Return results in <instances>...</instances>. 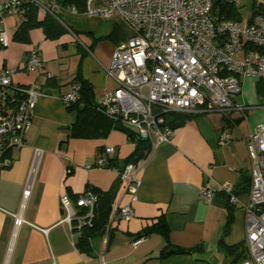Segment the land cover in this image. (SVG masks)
Segmentation results:
<instances>
[{
  "label": "crops",
  "instance_id": "obj_1",
  "mask_svg": "<svg viewBox=\"0 0 264 264\" xmlns=\"http://www.w3.org/2000/svg\"><path fill=\"white\" fill-rule=\"evenodd\" d=\"M80 15L84 14L60 9L56 21L63 32L59 36L47 37L42 28L35 27L28 31L26 42L13 39L20 24L16 16L0 20V31L5 32L8 41L6 46L0 45V68L20 67L30 49L38 51L43 64L38 75L19 70L13 75L18 84L35 82L41 94L23 134V145L6 153L11 164L0 171V264L229 263L223 248L245 237L242 205L248 200L250 159L243 138L257 124H264V93H257L255 88L259 78H240V92L234 99L247 106L244 117L236 110L227 116L218 112H183L189 117L171 128L170 139L134 163L139 183L136 199L131 202L123 191L117 168L91 165L107 145L114 148L109 160L115 158L121 163L134 147L126 134L112 129L106 137H68L75 112L66 108L60 95L76 76L90 83L95 102L114 89L116 82L104 67L109 65L114 47L127 37H103L111 31L114 21L110 20L109 31L100 36L105 45L99 46L101 38H93L92 28L84 25L93 20ZM44 17L37 8L36 18ZM67 27L87 32L92 41L75 39ZM44 72H49L51 78H45ZM222 131L230 134L223 142L219 139ZM35 149L39 150L37 155ZM206 183L229 184L238 200L232 205L231 221L223 235L228 213L226 196L217 192L210 201L200 198V188ZM27 184L30 191L24 197ZM88 186L114 188L113 205L129 204L133 216L128 220L111 217V209L104 231L90 237L85 250H81L76 245L80 229L68 223L59 198L62 194L74 198ZM79 210H83L82 214L86 211ZM160 215L168 229L167 241L156 232L143 234V229ZM15 218L21 220L19 224L14 223ZM139 237L142 240L133 245ZM167 244L183 248L201 245L202 250L161 257ZM246 258L247 249L243 260Z\"/></svg>",
  "mask_w": 264,
  "mask_h": 264
},
{
  "label": "built area",
  "instance_id": "obj_2",
  "mask_svg": "<svg viewBox=\"0 0 264 264\" xmlns=\"http://www.w3.org/2000/svg\"><path fill=\"white\" fill-rule=\"evenodd\" d=\"M216 1L234 4L233 0H84L79 11L74 6L61 7L57 0H0V20L12 15L21 22L28 8L35 6L56 20L58 11L65 8L73 14L121 24L127 37L114 47L110 63L104 67L116 86L101 95L96 109L147 140L151 151L171 137L172 130L165 123L167 113L218 112L227 116L236 110L244 117L247 106L234 99L240 92V78H264V16L251 13L247 20L229 19L214 6ZM257 5L264 11V0ZM7 44L1 30L0 45ZM42 67L38 51L30 49L20 67L0 68V171L11 164L6 153L23 145V134L41 94L35 82L18 84L13 75L18 70L38 75ZM43 75L52 76L49 72ZM79 89L72 81L60 99L66 105L74 103L80 97ZM229 138L227 131L219 135L222 142ZM243 140L250 159V185L247 203L242 205L247 258L239 264H264V124H257ZM113 152L112 146H104L91 165L107 167ZM136 167L128 163L117 171L131 202L139 183ZM29 187L23 189L24 197ZM217 192L226 194L230 204L238 203L226 183H206L199 196L210 201ZM95 200L96 195L85 189L75 198L62 194L59 205L68 223L79 228L90 224ZM81 208L86 210L84 214L77 213ZM132 216L129 204L113 205L111 217L128 220ZM20 221L14 219L16 224ZM141 240L136 238L132 244Z\"/></svg>",
  "mask_w": 264,
  "mask_h": 264
},
{
  "label": "trees",
  "instance_id": "obj_3",
  "mask_svg": "<svg viewBox=\"0 0 264 264\" xmlns=\"http://www.w3.org/2000/svg\"><path fill=\"white\" fill-rule=\"evenodd\" d=\"M57 3L61 7L74 6L79 11H82L84 8V0H57ZM214 6H218L219 11L224 12L225 16L229 19H239L240 17L238 10L233 3L216 1ZM36 11L37 8L35 6L28 8L26 19L20 22L13 34V39L24 42L28 41V31L35 27L42 28L44 34L50 38H55L63 32L62 26L58 24L53 16L46 14L43 19L38 20L36 18ZM252 13H261L264 16V11L259 7V5L253 6ZM126 35L127 33L124 27L118 22H113L111 31L103 37L110 38L116 36L118 39H124ZM261 51L264 52V50ZM74 80L80 86V97L74 103L68 105L65 104L69 111L75 112L74 121L68 127V137L100 138L106 137L110 130L117 129L126 134L129 140L133 143L134 147L132 152L126 158H124L121 163H118L115 158H112L108 161V165L120 170L128 163H136L137 161L145 158L150 151V144L147 142V140L139 138L120 121L109 118L97 110V102L94 101L90 83L79 76H76ZM255 88L257 93H264V78H259L256 81ZM169 113L170 115L166 116L165 118L168 119L166 120V124L170 128L181 125L189 117L188 114L183 112ZM86 189H89L96 195V200L94 203L93 216L90 220V224H84L78 228L80 230L76 245L81 250H85L90 237L101 234L104 231V227L107 223V219L112 209L114 200V188L109 190H99L88 186ZM78 195H74L73 197L75 198ZM225 196L228 213L222 235L226 232L231 221L230 213L232 208V204H230L228 201V196L226 194ZM77 213L82 214L83 210L82 212L78 210ZM151 232L159 233L165 238L166 241L168 240V229L166 227L163 215L156 217V220L150 226H147L143 229L144 235ZM218 244L221 245V236L218 240ZM166 247H168V250L165 249ZM201 250V245L183 248L178 246L169 247L167 244L161 251L160 256L164 257L174 253L192 254L200 252ZM223 250L226 256L229 258V264H237L246 257L245 240L240 241L232 246H226L223 248Z\"/></svg>",
  "mask_w": 264,
  "mask_h": 264
},
{
  "label": "rangeland",
  "instance_id": "obj_4",
  "mask_svg": "<svg viewBox=\"0 0 264 264\" xmlns=\"http://www.w3.org/2000/svg\"><path fill=\"white\" fill-rule=\"evenodd\" d=\"M41 1H45V0H41ZM233 1H234V4L236 5V8H237L239 14H240V17L244 20H247L251 16L253 6L261 3L263 0H233ZM58 13H59V11H58ZM80 16L87 17L86 15H80ZM60 18H61V16H60ZM62 18H64V17L62 16ZM88 18H90V17L88 16ZM96 18H99V17H94V18L91 17L90 20H93L92 22H90V23L85 22L84 23V25L86 27H89L90 29L92 28L93 33L91 35H93L92 36L93 38H96V37L98 38V36L100 37V36L106 34L109 31L110 26H111L110 20H105L102 18L96 19ZM74 33L76 34V37L78 38L79 41L81 40L82 42H85V43L92 41L91 37H90L91 35H89L87 32H83V33L74 32ZM104 40H105L104 38L99 39V42H98L99 46L105 45L103 43V42H105ZM241 97H242V93H240V98ZM224 264H229V263H227V261H225Z\"/></svg>",
  "mask_w": 264,
  "mask_h": 264
}]
</instances>
